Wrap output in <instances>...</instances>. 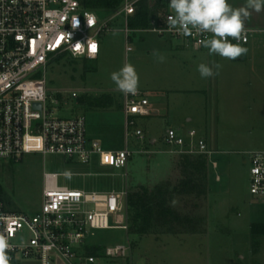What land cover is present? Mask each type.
<instances>
[{
    "label": "rangeland",
    "instance_id": "rangeland-1",
    "mask_svg": "<svg viewBox=\"0 0 264 264\" xmlns=\"http://www.w3.org/2000/svg\"><path fill=\"white\" fill-rule=\"evenodd\" d=\"M169 2L159 10H170ZM229 3L243 6L245 0ZM116 9L97 12L108 23V30L99 36L97 58L86 59V64L84 58L59 57L35 77H46L47 105L54 116L85 115L88 133L106 149L129 148L128 166L81 164L55 154H27L20 161L0 158V194L12 201L15 210L35 213L42 206L44 172L72 173L59 176V182L88 192L152 188L170 177L179 156L171 151L177 148L166 143L167 130H195L207 139L210 149L219 151L208 159L206 198L188 197L199 203L195 213L205 216L206 222L200 226L203 231L182 232L180 228V232L158 230L140 235L129 229L97 230L94 253L99 258L95 264H264V234L254 235L251 229L252 221L264 224V204L252 203L249 191V155L264 146V33H253L252 42L240 44L247 50L258 48L256 59L249 56L219 62L222 68L211 85L199 78L197 58L202 51L183 39L133 29V15L126 18L124 13L114 12ZM126 23L131 29L129 39ZM127 45L132 47L130 51ZM157 55L165 61L159 62ZM125 64L135 67L138 90L145 93L151 111L131 118L135 124L128 129L124 93L110 78ZM72 91L78 97H72ZM137 129L143 137L134 135ZM211 160L218 162L220 181L215 179ZM188 199L177 198L174 205L191 211L194 207ZM128 241L132 244L130 256H105L107 246Z\"/></svg>",
    "mask_w": 264,
    "mask_h": 264
},
{
    "label": "built area",
    "instance_id": "built-area-1",
    "mask_svg": "<svg viewBox=\"0 0 264 264\" xmlns=\"http://www.w3.org/2000/svg\"><path fill=\"white\" fill-rule=\"evenodd\" d=\"M90 1L0 0V153H7L0 158L5 161H20L27 154L38 153L61 155L81 164L128 166L132 155L129 148L106 149L98 138L89 135L85 115L54 116L47 105L46 77H35L59 57H98L99 36L108 30V23L97 14L101 8H93ZM140 1L122 0L114 12L127 18L136 12ZM147 1L151 7L157 2ZM161 2L166 4V0ZM171 14V10L153 12L149 27L141 31L183 39L196 50L212 38L211 33L195 30L189 35L169 31L166 20ZM130 30L126 23L127 39ZM254 32L245 28L240 40H229L245 44ZM92 44L98 46L96 53L90 50ZM126 49L132 47L127 45ZM70 94L78 97L76 91ZM148 105V98L140 90L135 95L124 94L127 129L135 124L131 118L151 114ZM134 135L143 137V132L137 129ZM165 140L171 148H177L171 149L177 154H202L208 159L214 154L195 130L182 133L169 128ZM249 160L250 201L264 204V149L250 152ZM211 164L215 179L220 181L218 162L211 160ZM70 174L44 172L42 206L35 213L15 210L0 194V235L12 245L10 264H95L99 258L94 253L96 231L129 229L128 188L88 192L59 182V176ZM131 252L130 241L104 250L110 258L127 257Z\"/></svg>",
    "mask_w": 264,
    "mask_h": 264
},
{
    "label": "trees",
    "instance_id": "trees-1",
    "mask_svg": "<svg viewBox=\"0 0 264 264\" xmlns=\"http://www.w3.org/2000/svg\"><path fill=\"white\" fill-rule=\"evenodd\" d=\"M122 0H91L93 8L113 9ZM161 0H157L155 7H151L147 0H141L130 25L133 29H146L150 24V15L165 8ZM86 64L87 60L85 59ZM96 104H102L96 102ZM170 177L152 188L142 186L140 190L130 191L128 195L129 231L135 234H151L158 230L165 232H202L205 216L197 215L194 211L199 205L197 200L206 198L208 194V158L202 154L182 153L176 157ZM3 200L7 199L1 195ZM189 200L194 207L191 211L174 205L175 199ZM191 200V201H190ZM12 204L10 199L7 201ZM252 234H264V224H253Z\"/></svg>",
    "mask_w": 264,
    "mask_h": 264
},
{
    "label": "clouds",
    "instance_id": "clouds-1",
    "mask_svg": "<svg viewBox=\"0 0 264 264\" xmlns=\"http://www.w3.org/2000/svg\"><path fill=\"white\" fill-rule=\"evenodd\" d=\"M169 8L172 12L166 20L169 31L175 30L182 35H189L193 30L198 33H211L212 38L203 41L210 54L235 60L245 55L248 50L238 43H232L229 38L233 40L242 38L245 20L250 18L252 11H264V0H245V4L238 8H234L229 0H170ZM79 43L77 42V45ZM97 51L96 45V50L92 52ZM157 59L159 62L165 61L162 55H157ZM215 68L216 72L204 63L198 65L202 78L218 75L222 65L217 63ZM110 78L122 93L132 95L137 93L139 75L133 65L125 64L118 71L112 72ZM11 249L9 240L0 235V264H10L11 257L8 253Z\"/></svg>",
    "mask_w": 264,
    "mask_h": 264
},
{
    "label": "crops",
    "instance_id": "crops-1",
    "mask_svg": "<svg viewBox=\"0 0 264 264\" xmlns=\"http://www.w3.org/2000/svg\"><path fill=\"white\" fill-rule=\"evenodd\" d=\"M234 8H238V7H241V5L239 4L238 5V3H233V4H231ZM245 28H251V29H253L255 32L254 33H256V32H259V33H264V11H261V12H255V11H252L251 12V16H250V18H248V19H246L245 20ZM254 35V34H253ZM252 38H253V36H252ZM250 39V41L248 42V43H250V42H252L253 41V39ZM247 43V44H248ZM198 50H200V51H202L201 53H200V57H199V59L197 58V61H198V63L199 64H201V63H204V64H206V65H208L209 67H212V69H213V65H214V63H218L219 64V62H224V61H226V60H231V59H226V58H222V57H220L219 55H217V54H210V52H209V49L208 48H206V47H203V48H201V49H198ZM258 51H260L258 48H256L255 46H252L251 48H249L248 49V51H247V53L245 54V55H243V56H241L240 58H238V59H235V60H231V61H242V60H244V58H246V57H248L249 58V56H250V58L251 57H254L255 59H256V55L258 54ZM206 59V60H205ZM224 64V63H223ZM215 76H212V77H209V78H206L207 79V83H209V84H213L214 83V81H215V78H214ZM199 78H201V76H199ZM162 112H164V113H166V111H162ZM90 135V134H89ZM91 137H95V136H92V135H90ZM95 138H97V137H95ZM207 140V139H206ZM208 143V142H207ZM262 149H264V146L262 145V146H260V147H258L257 149H255L254 151H256V150H262ZM211 150H213V149H211ZM214 151V150H213ZM216 153H219V151H214V154H216ZM161 181H163V180H161ZM161 181H159V182H161ZM158 183V182H157ZM258 223H261V222H257V221H252L251 222V226L253 225V224H258Z\"/></svg>",
    "mask_w": 264,
    "mask_h": 264
},
{
    "label": "snow or ice",
    "instance_id": "snow-or-ice-1",
    "mask_svg": "<svg viewBox=\"0 0 264 264\" xmlns=\"http://www.w3.org/2000/svg\"><path fill=\"white\" fill-rule=\"evenodd\" d=\"M77 48H79V45H77ZM90 50L94 52L96 50V45L95 44H92L90 46Z\"/></svg>",
    "mask_w": 264,
    "mask_h": 264
},
{
    "label": "water",
    "instance_id": "water-1",
    "mask_svg": "<svg viewBox=\"0 0 264 264\" xmlns=\"http://www.w3.org/2000/svg\"><path fill=\"white\" fill-rule=\"evenodd\" d=\"M39 105V104H38ZM164 113V112H163Z\"/></svg>",
    "mask_w": 264,
    "mask_h": 264
}]
</instances>
